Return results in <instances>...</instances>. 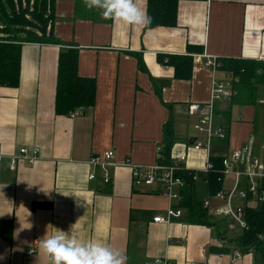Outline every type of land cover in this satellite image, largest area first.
Wrapping results in <instances>:
<instances>
[{"label": "crops", "instance_id": "1", "mask_svg": "<svg viewBox=\"0 0 264 264\" xmlns=\"http://www.w3.org/2000/svg\"><path fill=\"white\" fill-rule=\"evenodd\" d=\"M134 2L146 12V0ZM54 14L52 31L63 45L22 44L18 86H0V220L13 223L11 240L0 236V264H51L39 243L59 230L82 243L100 242L120 251L126 264H264L254 249L245 253L230 243L241 230L189 223L184 208L169 224L153 223L165 213L166 200L156 186H134L128 165L156 161L170 119V159L186 155L185 167L198 170L208 194L202 173L206 152L190 144L204 138L195 131L197 118L186 106L211 98L206 56L264 62V0H180L174 27L105 19L83 0H55ZM188 45L202 52L193 53L191 78L178 80L173 67L159 63L157 55H183ZM62 46L78 49L79 76L96 84L94 105L76 116L55 112ZM137 56L145 71L138 69ZM223 74L218 71L216 77ZM254 97L250 101L245 92L234 90L229 100L216 104L215 121L226 138L213 142L212 160L220 162L246 145L264 158V87ZM34 147L39 154L33 164L19 161L15 170L9 168L10 156L21 148L31 156ZM107 151L114 157L110 181L104 183L102 171L89 160ZM91 172L96 173L93 180L88 179ZM230 184L226 177L222 186ZM34 202L50 206L34 208ZM30 249L34 252L27 256ZM236 251L242 255L238 260L233 258Z\"/></svg>", "mask_w": 264, "mask_h": 264}, {"label": "trees", "instance_id": "2", "mask_svg": "<svg viewBox=\"0 0 264 264\" xmlns=\"http://www.w3.org/2000/svg\"><path fill=\"white\" fill-rule=\"evenodd\" d=\"M180 0H146V14L150 22L145 28L174 27L177 23V9ZM55 0H0V86L17 87L21 59V46L24 43L63 45L53 34L52 24ZM202 52L199 46L188 45L183 55H157L158 62L174 69V78L189 80L192 76L193 53ZM78 49L62 46L57 63V80L55 93V112L58 115H71L92 107L95 103L96 84L94 79L80 77L78 74ZM138 69L145 71L140 56H137ZM219 71L227 73L232 80L233 89L245 92L250 101L259 86L264 87V62L253 59L219 58ZM156 93L160 96V90ZM170 109L171 107L168 106ZM225 118L229 112L222 113ZM162 158L160 163H170V152L173 143V125L169 119L163 127ZM211 159L212 170L206 175L208 194L214 195L223 188L220 174V162ZM185 179L180 206L186 210L187 222L213 226L223 223L212 220L202 202L195 198L190 176L180 173ZM264 191V179L261 180ZM49 207L43 202H34L33 207ZM245 219L248 228L241 230L230 239L242 252L254 249L264 258V240L259 236L264 230V201L261 203H245ZM12 220H0V236L10 241L12 237ZM223 251V250H222Z\"/></svg>", "mask_w": 264, "mask_h": 264}, {"label": "built area", "instance_id": "3", "mask_svg": "<svg viewBox=\"0 0 264 264\" xmlns=\"http://www.w3.org/2000/svg\"><path fill=\"white\" fill-rule=\"evenodd\" d=\"M205 66L212 70L211 98L205 104L189 103L186 106L187 112L195 115L197 118L194 124V129L204 140L195 139L190 144L193 150H205L206 162L202 173L207 175L213 168L211 163L210 151L213 142L224 140L226 131L215 121V107L220 101L229 100L234 95L232 80L227 76L216 77V72L219 71L218 58L206 56ZM78 112L70 116L78 115ZM39 148L32 149V155H28L26 148H21L19 154L9 157V168L15 170L19 161H28L33 164L38 159ZM114 157L113 151H107L103 154L92 156L89 164L92 167L99 168L102 171V180L104 183L110 181L108 167L112 165ZM162 158V147L157 148L156 161L150 165L134 166L128 163L131 167L132 183L136 187L140 186H156L161 193V196L166 200V210L163 215H157L152 219L153 223L169 224L172 219L180 218L183 215L184 209L180 206L182 201L181 191L185 187V179L180 173H186L192 181H196L199 177L198 170H191L185 167L187 159L186 155L179 156L176 160L170 163H160ZM3 156L0 154V162ZM220 174L222 184L226 177L231 178L229 187H224L214 194V197L222 199L224 206L218 207L213 212L216 219L225 221L227 232L236 230H245L248 228L245 219L244 205L245 203H261L264 201V191L261 189V180L264 179V158L255 156L252 148L249 145L235 150L231 155L221 159ZM96 177L95 172H91L88 176L89 180ZM204 209L208 210L210 206L209 200L202 203ZM264 240V230L259 236ZM202 251L203 248H200ZM34 252L33 249L27 250V256ZM242 257L239 252H234V260ZM161 262V260H157ZM164 263V262H163ZM191 264H197L192 262Z\"/></svg>", "mask_w": 264, "mask_h": 264}, {"label": "clouds", "instance_id": "4", "mask_svg": "<svg viewBox=\"0 0 264 264\" xmlns=\"http://www.w3.org/2000/svg\"><path fill=\"white\" fill-rule=\"evenodd\" d=\"M88 9H99L105 19L122 21L129 25L150 22L146 12L134 0H83ZM41 252L51 264H126V256L100 242L82 243L73 234L59 230L56 234L40 239Z\"/></svg>", "mask_w": 264, "mask_h": 264}, {"label": "rangeland", "instance_id": "5", "mask_svg": "<svg viewBox=\"0 0 264 264\" xmlns=\"http://www.w3.org/2000/svg\"><path fill=\"white\" fill-rule=\"evenodd\" d=\"M195 190H196L195 197L197 200L199 201L209 200L210 206L207 210L209 214H213L216 208L221 207L225 204L224 201L220 199H216L213 196L212 198L211 196H209L210 198L208 197L205 181L203 179V176L201 175L199 176L198 180L195 183ZM223 227L225 228V225Z\"/></svg>", "mask_w": 264, "mask_h": 264}]
</instances>
